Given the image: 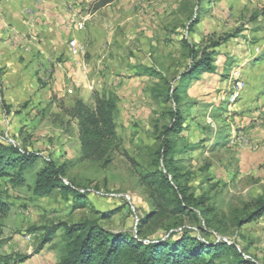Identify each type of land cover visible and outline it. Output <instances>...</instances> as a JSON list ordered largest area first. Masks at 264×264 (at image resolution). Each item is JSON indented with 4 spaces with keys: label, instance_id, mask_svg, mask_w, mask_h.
Segmentation results:
<instances>
[{
    "label": "rangeland",
    "instance_id": "1",
    "mask_svg": "<svg viewBox=\"0 0 264 264\" xmlns=\"http://www.w3.org/2000/svg\"><path fill=\"white\" fill-rule=\"evenodd\" d=\"M95 1L83 9L96 10ZM15 6L0 0V141L35 156L21 182L12 181V169L0 176V200L9 207L0 215V264H57L65 248L61 224L85 221L143 242L183 235L223 241L243 260L227 252L215 264H264V213L246 220L264 201V0L111 2L100 12V42L87 53L99 81L90 80V95L73 92L70 100L49 92L51 78L34 55L39 45L19 31ZM202 51L210 53L213 70L179 86ZM177 87L175 103L168 90ZM94 92L117 98L118 146L104 160L79 162L76 121L66 122L62 107L76 99L90 104ZM175 112L181 128L169 137L181 154L166 159L176 168L173 180L160 156V134ZM49 160L64 166L63 182L88 193L82 206L57 189L33 192ZM165 174L192 210L172 212Z\"/></svg>",
    "mask_w": 264,
    "mask_h": 264
},
{
    "label": "trees",
    "instance_id": "2",
    "mask_svg": "<svg viewBox=\"0 0 264 264\" xmlns=\"http://www.w3.org/2000/svg\"><path fill=\"white\" fill-rule=\"evenodd\" d=\"M114 0H96L94 9H98ZM190 33V31H189ZM191 57L196 55L194 47L189 48ZM213 65L210 63V53L201 52V57L190 66L180 78L179 86H186L189 80L195 78L199 71L211 72ZM179 87L168 90V98L177 103L180 99L178 95ZM117 98L115 95H100L94 92L92 102L84 103L81 99H76L72 106L62 107L63 115L69 120L76 121L77 138L79 143V162H98L104 160L109 153L118 146V135L114 121ZM59 116V114L55 115ZM178 113L173 114V122L166 126L160 134L162 138L161 158L167 174H171L173 180L178 175L176 168L172 166V161H166L167 157L174 153L170 133H176L181 128L178 121ZM60 124H64V119H60ZM35 156L33 152L22 153L13 145H4L0 141V176L6 174V169H12V181L21 182L22 173L29 167ZM64 176V166H57L53 161L45 162L44 167L36 173L33 192L36 195H48L55 189L66 199V201L78 202L80 206L85 203L84 197L87 192H79L72 184L62 180ZM165 184L172 190L173 200H175L173 213L187 212L192 210L187 204L189 198L185 196L180 186L173 187L163 175ZM69 198V199H68ZM157 208H163L160 204ZM9 210L6 202L0 200V215ZM159 213V210L156 211ZM202 213V210H199ZM264 213V201H259L256 210L248 217L251 221ZM156 214V213H154ZM153 213L141 222H146ZM65 237V248L59 257L57 264H215L225 253H234V261H242L243 257L233 245L220 241L207 244L195 237L183 235L178 239L164 240L160 242H143L140 239L132 238L120 233L106 230L95 222L85 221L78 224H61ZM50 231L42 238L39 246L35 249L37 253L44 244L50 241ZM1 244V241H0ZM26 258V257H23ZM3 259L0 257V262ZM254 264V263H251Z\"/></svg>",
    "mask_w": 264,
    "mask_h": 264
},
{
    "label": "crops",
    "instance_id": "3",
    "mask_svg": "<svg viewBox=\"0 0 264 264\" xmlns=\"http://www.w3.org/2000/svg\"><path fill=\"white\" fill-rule=\"evenodd\" d=\"M86 2L88 0H15L16 12L11 13L19 16L17 26L26 39L35 38L37 45L42 46H38L34 54L39 59V69L51 78L49 92L62 100H70L73 92L80 97L90 95V80L99 81L90 72L87 53L91 44L100 42V12L111 3L85 11ZM27 10L32 11L31 16ZM71 41L75 47H81L79 52L71 51Z\"/></svg>",
    "mask_w": 264,
    "mask_h": 264
},
{
    "label": "built area",
    "instance_id": "4",
    "mask_svg": "<svg viewBox=\"0 0 264 264\" xmlns=\"http://www.w3.org/2000/svg\"><path fill=\"white\" fill-rule=\"evenodd\" d=\"M82 26V24L79 26V27H81ZM73 41H71V42H69V45H70V47H71V51L73 52V53H77V52H79L80 51V49H81V47H79L78 45H76V47L73 45Z\"/></svg>",
    "mask_w": 264,
    "mask_h": 264
}]
</instances>
